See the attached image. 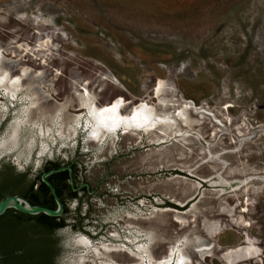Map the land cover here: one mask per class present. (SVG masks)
Returning a JSON list of instances; mask_svg holds the SVG:
<instances>
[{
  "label": "rangeland",
  "instance_id": "rangeland-1",
  "mask_svg": "<svg viewBox=\"0 0 264 264\" xmlns=\"http://www.w3.org/2000/svg\"><path fill=\"white\" fill-rule=\"evenodd\" d=\"M0 60L14 76L28 69L38 115L63 103L66 121L81 115L72 137L57 133L59 115L52 133L24 127L19 145L1 152L27 100L0 90V191H27L50 162L73 168L66 227L45 236L54 264L84 252L73 244L80 235L139 252L150 233L157 264L184 241L189 264H264V0H0ZM85 88L99 105L122 96L124 114L148 101L177 126L89 140ZM5 168L19 175L9 185ZM248 243L259 255L228 261L229 249ZM110 257L138 263L128 250Z\"/></svg>",
  "mask_w": 264,
  "mask_h": 264
},
{
  "label": "bare ground",
  "instance_id": "bare-ground-1",
  "mask_svg": "<svg viewBox=\"0 0 264 264\" xmlns=\"http://www.w3.org/2000/svg\"><path fill=\"white\" fill-rule=\"evenodd\" d=\"M27 74L28 69L24 68L19 75H12L10 69L1 65L0 60V90H2L4 94L10 98H17L20 94H22L21 98L27 100V103L22 109L21 115L17 116L13 121L11 130L2 141L1 152L13 151L14 148L19 145L24 127H29L32 130L37 128V131L44 136L46 133H52L54 126H56V120L60 115V120L57 122L56 126L57 133L63 136L68 134V136L72 137L77 133L76 125L81 123V115H75L68 121L64 119V111L67 108V104L65 103L57 106L52 113H45L43 116L38 115L36 113V109L39 106L40 95L33 88L32 83H24V79ZM167 85L168 84L165 80L159 79L156 87V95L164 108L168 106V102L162 98ZM78 95L80 106L86 108L88 114V118L86 119V126L89 127L88 138L89 140H94L96 142L103 141L109 135L111 137V143H115L119 130H123L124 133H138L142 136L144 133L148 134L154 131L156 127L161 125H169L171 128H174L178 123L177 118H175L171 112L161 114L158 112L157 107L148 101H144L133 106L129 113L124 114L123 109L126 106V100L122 96L114 98L110 103L99 105L96 94L88 88H85L84 92H79ZM4 107L6 108L7 106ZM189 108L190 104L186 102L183 104L182 112H185ZM179 112L180 119L185 122L188 118L187 115L185 113L181 114V111ZM45 120L47 121L46 125L43 124ZM46 141H41V153L46 152L48 149ZM34 143L35 139L31 138L27 144V150H29L28 159L30 158L29 155ZM113 236L119 237V233L115 232L113 233ZM154 239V233H150V243L136 245L139 252H134V249L130 248L125 243L111 244L102 242L95 245L87 236L80 235L75 238L73 244L78 248H82L84 252L72 257L70 259V264H86V261L90 259L94 264H118L110 257V253L115 250L130 251L138 258V263L136 264H144L146 262L149 264H157L158 262L154 258L151 251ZM130 240L135 241L136 239L132 238ZM185 247L186 241L182 242L180 246H175L170 257L163 259L161 263L173 264L175 260V264H189V256L185 251ZM198 247H200L198 250L201 251L209 249V247H201V245ZM228 251L229 254L228 256L226 255L228 257V261L233 262L235 259H240L242 257L257 256L261 250L254 244L248 243L247 245L238 246L237 248L232 250L229 249ZM234 255L235 257L233 258L232 256Z\"/></svg>",
  "mask_w": 264,
  "mask_h": 264
},
{
  "label": "trees",
  "instance_id": "trees-1",
  "mask_svg": "<svg viewBox=\"0 0 264 264\" xmlns=\"http://www.w3.org/2000/svg\"><path fill=\"white\" fill-rule=\"evenodd\" d=\"M59 166L61 165L58 162H50L45 166L44 171ZM48 178L54 183L61 198L66 192L75 193L74 187L70 182L69 170L56 172L48 176ZM57 178L60 179V183L55 180ZM11 181H4V183L9 185ZM16 192H23V190L21 191V188L16 190L8 188L6 191H0V200L10 195V193ZM32 194L34 199H31L29 195L26 196L32 200L33 204H45L52 208L57 207L53 193L44 181L41 180L40 185H36ZM29 218L35 220L33 224L29 223ZM53 218L44 213L29 215L15 209H9L3 215H0V256L1 260H3L1 264H54L55 248L45 238L46 233L50 231L49 228L52 226L51 220ZM28 240H31L34 249L30 252L25 251V249H28L29 244L26 243ZM5 259L7 260L6 262H4Z\"/></svg>",
  "mask_w": 264,
  "mask_h": 264
},
{
  "label": "water",
  "instance_id": "water-1",
  "mask_svg": "<svg viewBox=\"0 0 264 264\" xmlns=\"http://www.w3.org/2000/svg\"><path fill=\"white\" fill-rule=\"evenodd\" d=\"M66 169L69 170L71 179H73V168L71 166H59L57 168H52L42 174V181H44L50 187L53 193V196L57 203L56 208L40 204H33L30 200L21 195L12 194L7 195L0 200V215H3L9 209H15L19 212L29 215H38L40 213H44L51 217H60L64 212V203L57 193L54 183L48 178V176ZM69 245L73 244L69 242Z\"/></svg>",
  "mask_w": 264,
  "mask_h": 264
},
{
  "label": "flooded vegetation",
  "instance_id": "flooded-vegetation-1",
  "mask_svg": "<svg viewBox=\"0 0 264 264\" xmlns=\"http://www.w3.org/2000/svg\"><path fill=\"white\" fill-rule=\"evenodd\" d=\"M44 172H46V171H44ZM44 172H43V173H44ZM43 173H42V174H43ZM42 174H41V176H40V179H39L36 183H35L34 180L30 182L27 191L16 192V193H10V195H12V194H18V195H21V196H23V197H25V198H27L26 195H29L31 199H34V196H33V194H32V191L35 190L36 185H40L41 180H42ZM18 176H19V175H17L16 173L12 172L11 170H9V169H7V168H5V169L3 170V173H2V178L4 179V181L14 180L15 178H18ZM55 180H56L57 182H59L60 179L57 178V179H55ZM59 183H60V182H59ZM38 195H39V194H38ZM73 197H76V198H77L76 195H75V196L73 195ZM60 198H61V197H60ZM27 199L30 200L29 198H27ZM61 200H62L63 203H64V212H63V214H62L60 217H54V218L51 220L52 226L49 228V229H50L49 232L57 231V230H60V229H63V228L66 227V226H64V222L66 221V220H65V215L67 214V210H68L69 207H68V205H67V203H66V201H65V199H64V195L62 196ZM30 201H32V200H30ZM44 205H45V204H44ZM45 206H48V205H45ZM147 239H148V238H147ZM147 241H148V240H147ZM147 241H146V242H147ZM147 264H148V263H147Z\"/></svg>",
  "mask_w": 264,
  "mask_h": 264
}]
</instances>
